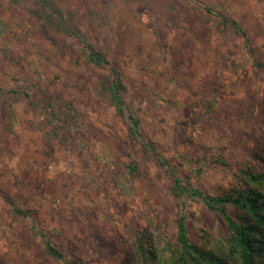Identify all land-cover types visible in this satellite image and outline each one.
<instances>
[{"label": "rangeland", "instance_id": "374dc122", "mask_svg": "<svg viewBox=\"0 0 264 264\" xmlns=\"http://www.w3.org/2000/svg\"><path fill=\"white\" fill-rule=\"evenodd\" d=\"M58 1L111 64L93 65L81 43L45 33L34 0H0V119L12 120L18 131L0 126V264H62L32 236L34 222L84 264L116 261L126 240L149 225L175 237L180 211L169 177L150 160H142L140 176L126 174V127L96 95L97 81L113 68L148 140L182 163L180 172L194 173L205 192L232 186L256 150L264 156V71L246 57L241 38L224 37L223 25L206 10H224L241 22L264 61V0L155 1V7L141 0ZM43 91L80 111L76 148L50 144L37 127ZM212 101L215 109L206 113ZM181 154L206 161L194 167ZM198 167L204 170L195 176ZM4 192L32 206L34 218L15 215ZM187 213L191 234L222 237L202 204L189 205Z\"/></svg>", "mask_w": 264, "mask_h": 264}, {"label": "trees", "instance_id": "16d2710c", "mask_svg": "<svg viewBox=\"0 0 264 264\" xmlns=\"http://www.w3.org/2000/svg\"><path fill=\"white\" fill-rule=\"evenodd\" d=\"M155 1L169 3L176 0H141L153 7ZM180 1L191 4L195 0ZM34 5L33 14L45 33H57L63 38L81 43L82 52L89 63L108 69L110 59L96 47L84 29L71 22L58 0H34ZM93 5L96 6L95 2ZM206 10L223 25L224 37L229 40L233 36L241 38L246 57L255 69L264 71V61L254 50L248 32L241 22L224 10L215 13L210 8ZM89 11L96 13L95 7ZM71 15L75 20L76 15ZM97 16L103 19L100 13ZM111 70L105 72L97 81L96 95L109 102L126 127V138L131 147L130 161L125 163L126 174L131 178L138 177L143 172L142 160L154 162L157 171H164L169 177L170 196L180 212L176 218L174 238L168 234L155 233L151 225L144 227L136 231L133 241L126 240V248L110 264H264V156L256 150L251 163L238 168V179L232 186L217 194L205 192L194 181V173L180 172L178 164L182 163H174L159 151L156 144L148 140L141 115L132 110L125 98L124 93L128 88L125 80L116 69ZM39 99L40 120L37 127L41 133L50 144L58 141L71 149L76 148L81 141L76 127L81 113L75 104L62 95L44 91ZM215 106V101L210 102L206 113L215 109ZM0 126L15 134L18 132L12 120L1 118ZM180 157L183 162L194 167V163L206 161L204 157H187L182 154ZM218 162L226 166L229 164L221 158ZM196 169L194 172L198 173L195 176H199L204 170L202 167ZM3 194L15 215L20 218H34L36 211L32 206H22L12 195L5 192ZM193 203L202 204L213 214L220 225L221 238L213 237L204 229L206 235L191 234L187 211ZM31 233L52 260L62 264H84L78 259L69 258L50 234L35 222L31 225Z\"/></svg>", "mask_w": 264, "mask_h": 264}]
</instances>
